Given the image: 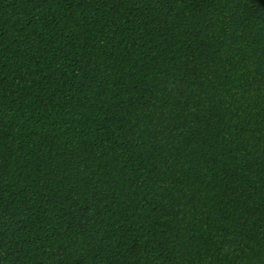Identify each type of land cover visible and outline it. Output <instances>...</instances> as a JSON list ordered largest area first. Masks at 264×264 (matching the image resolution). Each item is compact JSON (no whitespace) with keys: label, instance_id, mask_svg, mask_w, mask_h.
<instances>
[{"label":"trees","instance_id":"obj_1","mask_svg":"<svg viewBox=\"0 0 264 264\" xmlns=\"http://www.w3.org/2000/svg\"><path fill=\"white\" fill-rule=\"evenodd\" d=\"M0 264H264V0H0Z\"/></svg>","mask_w":264,"mask_h":264}]
</instances>
